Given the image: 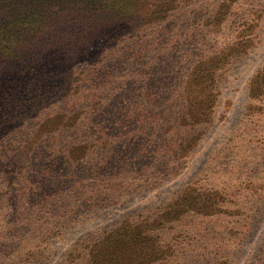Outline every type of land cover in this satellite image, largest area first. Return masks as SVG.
I'll use <instances>...</instances> for the list:
<instances>
[{
	"label": "rangeland",
	"instance_id": "374dc122",
	"mask_svg": "<svg viewBox=\"0 0 264 264\" xmlns=\"http://www.w3.org/2000/svg\"><path fill=\"white\" fill-rule=\"evenodd\" d=\"M160 6L103 86L120 105L82 133L90 109L45 119L49 147L0 170V264H251L264 246V0Z\"/></svg>",
	"mask_w": 264,
	"mask_h": 264
},
{
	"label": "trees",
	"instance_id": "16d2710c",
	"mask_svg": "<svg viewBox=\"0 0 264 264\" xmlns=\"http://www.w3.org/2000/svg\"><path fill=\"white\" fill-rule=\"evenodd\" d=\"M169 1L176 0H0V170L15 173L31 147H49L37 135L45 119L90 109L68 129L82 133L89 119L91 124L101 120L107 102L120 105L115 92H104V87L116 86L109 82L111 68L126 60L124 52L139 56L141 44L134 38L165 19L168 7L160 5ZM215 213L213 208L206 215ZM76 217H70L69 225ZM256 221L250 218L245 237ZM12 223L26 222L16 216ZM260 243L251 264H264ZM240 248L238 243L233 256Z\"/></svg>",
	"mask_w": 264,
	"mask_h": 264
}]
</instances>
